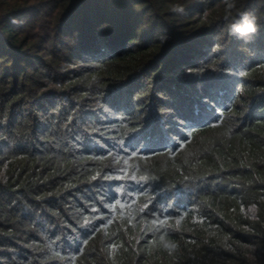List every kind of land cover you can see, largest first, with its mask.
<instances>
[{
  "label": "trees",
  "instance_id": "trees-1",
  "mask_svg": "<svg viewBox=\"0 0 264 264\" xmlns=\"http://www.w3.org/2000/svg\"><path fill=\"white\" fill-rule=\"evenodd\" d=\"M0 264H264V0H0Z\"/></svg>",
  "mask_w": 264,
  "mask_h": 264
},
{
  "label": "clouds",
  "instance_id": "clouds-1",
  "mask_svg": "<svg viewBox=\"0 0 264 264\" xmlns=\"http://www.w3.org/2000/svg\"><path fill=\"white\" fill-rule=\"evenodd\" d=\"M225 4L229 10L236 6V0H225ZM171 12L182 15L185 12V8L182 4L174 3L171 6ZM226 20L229 17H225ZM261 25L258 23L257 17L251 12H240L238 18L232 19L227 24V33L229 36L235 37L237 40L244 43H251L256 35L259 33ZM166 36L161 37L162 41H166Z\"/></svg>",
  "mask_w": 264,
  "mask_h": 264
}]
</instances>
